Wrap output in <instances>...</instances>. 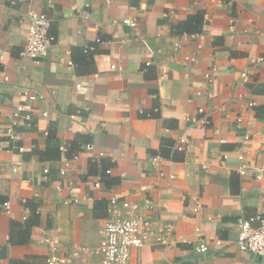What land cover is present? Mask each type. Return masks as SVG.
I'll return each instance as SVG.
<instances>
[{
	"label": "crops",
	"instance_id": "obj_1",
	"mask_svg": "<svg viewBox=\"0 0 264 264\" xmlns=\"http://www.w3.org/2000/svg\"><path fill=\"white\" fill-rule=\"evenodd\" d=\"M31 10L56 40L38 63L22 54ZM263 83L264 0H0V264H45L42 228L61 252L95 246L111 197L171 224L128 264H264L235 245L236 220L264 216ZM18 104L31 122L11 140Z\"/></svg>",
	"mask_w": 264,
	"mask_h": 264
},
{
	"label": "built area",
	"instance_id": "obj_2",
	"mask_svg": "<svg viewBox=\"0 0 264 264\" xmlns=\"http://www.w3.org/2000/svg\"><path fill=\"white\" fill-rule=\"evenodd\" d=\"M28 21L27 41L22 54L38 63L47 56L49 50L56 44V40L49 32L51 20L45 13L31 10L28 12ZM122 22L131 26L136 24L135 21L130 19H123ZM87 50L86 47L84 51ZM261 59L263 58H259V60ZM145 64L148 65L149 62L146 61ZM111 67H114V65H111ZM241 76L246 80V72H243ZM23 94L28 95V92L24 91ZM37 97L42 98V95H37ZM23 109L22 104L16 105L10 117L6 133L11 140L16 136L14 126L21 118L31 122L29 114L22 115ZM198 112H203V109L199 108ZM41 114L46 115L45 112ZM199 122L206 125L209 119L207 116H202ZM248 139V135H245L244 141ZM184 143H186V139L180 138L177 143L172 145V148L181 150ZM87 146L90 149L92 148L89 144ZM19 149L22 150L23 147ZM99 155H102V153H98ZM76 158L77 154H73L69 158L65 157L63 159L65 166L69 165L71 159ZM237 158L240 161L238 171L244 174L247 165L243 162V155L238 154ZM160 159L159 156H152L150 160L156 165ZM47 171V168L43 169L45 180ZM64 172L63 168L60 169L61 174H64ZM106 172H109V170ZM255 173L257 179L264 177V166L255 169ZM97 184L98 182H96ZM146 202L148 203V201ZM145 208L146 205L142 206L133 200H118L116 197H111L107 208V216L98 229V243L95 246H88L75 242L71 244L66 252H61L59 249L60 238L57 233L52 234L48 228L40 229V242L47 246L45 264H128L132 248L141 247L146 243L167 244L165 233L170 231L171 224L166 223L163 225L164 233L156 230L153 222L147 217ZM3 209L5 213L10 212L8 201L3 202ZM236 224L238 235L235 245L240 250L264 257V216L256 215L249 219L238 218ZM195 230H199V228L196 227ZM184 240L182 239V242ZM219 242L217 239L216 243ZM195 249L202 252L207 250V246L200 243L195 246Z\"/></svg>",
	"mask_w": 264,
	"mask_h": 264
},
{
	"label": "trees",
	"instance_id": "obj_3",
	"mask_svg": "<svg viewBox=\"0 0 264 264\" xmlns=\"http://www.w3.org/2000/svg\"><path fill=\"white\" fill-rule=\"evenodd\" d=\"M185 27L187 28V30L189 29L188 28V26H186L185 25ZM197 29H199V25H198V27L196 28V30ZM253 91H257V92H259V93H262V94H264V83L263 84H260V85H258V86H249ZM172 148V144L170 145V144H168V143H163L162 145H161V154L163 155V156H167V153L166 152H169V150L171 151V150H173V149H171Z\"/></svg>",
	"mask_w": 264,
	"mask_h": 264
}]
</instances>
